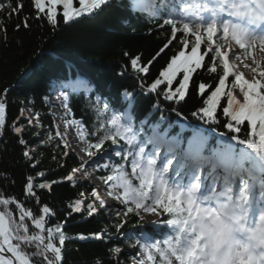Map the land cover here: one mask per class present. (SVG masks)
Returning <instances> with one entry per match:
<instances>
[{"label": "snow or ice", "instance_id": "snow-or-ice-1", "mask_svg": "<svg viewBox=\"0 0 264 264\" xmlns=\"http://www.w3.org/2000/svg\"><path fill=\"white\" fill-rule=\"evenodd\" d=\"M109 4L110 0H33L36 15L24 17L21 24L27 29L31 19L44 18L55 28L58 16L69 24L92 17ZM5 8L9 11L0 18V32L7 41L5 19L18 17L23 3L0 0V12ZM142 10L159 19L160 28L170 31L157 56L174 41L180 47L150 84L137 77L139 87L179 105L185 101L198 70L217 74L214 87L204 82L196 85L198 95H208L191 115L205 124L218 125L219 112L227 131L218 134L225 141L205 155L204 138L199 133L182 149V141L169 138L159 124L146 130L147 121L137 125L134 120V93L127 89L122 95L129 107L122 112L97 98L93 105L96 123L89 131L82 119L70 118V96L60 91L56 99L64 109L60 117L64 130L55 125V135L48 133L43 143L62 146L67 157L72 147L67 140L68 129L75 128L83 144L81 150L88 157L99 153V159L91 164L82 161L61 181L36 182L37 177L42 180L47 175L44 171L28 175L23 198L0 188V264H65L69 240L113 239L108 229L72 237L65 231L66 221L51 226L56 213L50 206L33 211L26 204L30 198L40 204L37 188L50 192L54 184L65 180L75 187L80 180L94 178L97 167L107 173L99 179L106 194L120 207L108 205L99 189L93 188L92 199L85 203L88 196L81 193V199L68 205L67 215L86 211L92 217L110 212L119 220L113 225L116 239L124 237L120 230L129 223L128 217H134L141 229L147 216L155 217L151 221L154 232L142 233L144 238L131 243L137 249L131 254L133 264H264V0H149ZM21 24L16 25V31ZM141 60V55L130 58L131 67L147 76L153 61L143 64ZM7 92L0 93V138L7 124L19 137V144L25 146L23 156L36 168L39 161L23 139L19 120L41 126L40 114L26 116L22 107L20 117L8 123ZM48 100L44 97V103ZM154 108L160 109L159 101ZM172 111L182 115L175 107ZM106 144L113 146L111 154ZM0 175L10 179L7 173ZM109 251L112 254L107 259L122 264V249L117 246ZM94 264H105V258H95Z\"/></svg>", "mask_w": 264, "mask_h": 264}, {"label": "trees", "instance_id": "trees-1", "mask_svg": "<svg viewBox=\"0 0 264 264\" xmlns=\"http://www.w3.org/2000/svg\"><path fill=\"white\" fill-rule=\"evenodd\" d=\"M143 1L110 0L109 5L104 6L92 17H81L77 21L65 24L62 16H58L55 28L44 18L31 19L30 27L26 29L21 21L26 16L36 15L33 0H11L13 5L22 2L23 10L18 17L5 19L7 41L4 33L0 32V93L8 89L6 120L8 123L16 120L20 117V109L24 107L26 111L31 110L34 114L37 112L40 114L41 126L36 128L29 126L27 120L22 118L19 120L20 126L24 128L23 139L34 149L35 160L39 161L36 168H32L30 162L23 156L25 146L19 144V137L6 124L5 135L0 138V174L7 173L10 177L6 180L0 175V188L6 193H15L23 198L28 175L35 176L37 172L44 171L47 175L42 180L37 177L36 182L61 181L73 167H79L81 164V160L72 153L64 157L63 147L56 148L55 142L50 145L43 143L48 133L55 135L54 121L49 106L44 103V97H48L50 85L56 81L83 75L94 86L91 94L72 95L70 98L73 117L82 119L89 131L96 123L93 105L97 98L101 102H107L113 109L123 110L129 107V102H124L121 96L126 89L134 93L131 111L138 125L147 121L146 128L159 124L160 128L167 129L170 135H178L177 127L173 124L176 116H174L176 112L172 111L173 107L182 114L181 117H186L189 121L194 120L195 117L191 113L203 106V100L208 95V92L204 96L198 95L196 85L204 82L211 83L214 87L217 74L198 70L193 76L185 101L179 105L142 90L139 87L140 80L150 84L158 78L159 72L167 66L171 56L180 47L174 41L173 46L159 56L156 55L166 42L170 31L167 27L160 28V23L148 24L138 21L141 17H138L136 12L142 7ZM8 11L5 8L0 12V18H5ZM17 24H21L19 31L15 30ZM125 52L129 55L125 56ZM137 55H141L143 64H147L149 60L153 61L147 76L131 67L130 58ZM179 79L180 77L178 81ZM176 86L177 84L173 85L174 88ZM157 101L160 103V109L154 108ZM218 116L220 123L210 126L220 132L227 131L223 127L225 118L219 112ZM36 133L40 135L37 136ZM240 135L243 137V130ZM192 136V133H187L185 142L192 139ZM91 139L95 141V137ZM211 146H215V143L212 142ZM112 147L110 144L105 145L110 154ZM60 164L64 167L61 168ZM12 180L14 184L11 183ZM92 189L91 185L83 182H77L73 187L65 180L63 183L54 184L50 192L37 188L40 204L37 205L34 198L28 199L26 204L33 211L45 204L50 206L56 213L51 226H54L56 221H66L65 231L72 237L78 234L99 233L103 229H108L112 233L113 239L107 241L94 239L82 241L75 238L69 240L65 246V264H94L97 257L105 258V264H112L107 257L112 254L109 250L117 246L122 249L119 254L123 258L122 264H129L131 254L135 252H130L123 240L133 225L137 224L134 217H128L129 223L120 230L125 234L124 237L116 239L117 233L113 227L115 223H119L116 216L113 220L107 213L89 217L86 211L67 215L70 211L68 205L76 199H81V193L88 196L85 203L92 199L90 197ZM15 214L18 216V213ZM144 231L148 234L154 232L150 227L144 228ZM128 240L131 244L129 238Z\"/></svg>", "mask_w": 264, "mask_h": 264}, {"label": "rangeland", "instance_id": "rangeland-1", "mask_svg": "<svg viewBox=\"0 0 264 264\" xmlns=\"http://www.w3.org/2000/svg\"><path fill=\"white\" fill-rule=\"evenodd\" d=\"M234 63H239V62H236V61H233ZM241 70H244V69H241ZM244 71H247V70H244ZM249 78H251V77H249ZM53 111H54V109H53ZM52 111V113H53V117H54V119H55V121H57V122H60L59 120H60V116L58 115V113L57 112H53ZM26 114L28 115V113L26 112ZM59 124V123H58ZM60 130L61 131H63L61 128H60ZM69 130L71 131V129L69 128L68 129V132H69ZM69 136V134L67 135V139H70V141L72 142V138ZM69 142V141H68ZM72 147L69 149V151L70 152H72V153H74V154H76L82 161H86V162H88L89 164H91V163H93V161L94 160H97V159H99V153H97V156L96 157H88L81 149H79V148H77L76 146H74L73 144H71V143H69ZM102 162H106V160L105 161H102ZM88 171H92V169L91 168H88L87 169ZM92 175H93V177L94 178H92V179H90V180H80L81 182H84V183H87V184H91L92 186H94L95 188H98L99 189V191L102 193V195H103V198L104 199H106L107 200V204L108 205H116L117 207H120L119 205H117V202L116 201H114L111 197H109L106 193H104L103 192V186L99 183V181L95 178V171L92 173ZM107 215L110 217V219L111 220H113L114 218H115V215L114 214H112V213H107ZM147 218V220L146 221H152V220H154V219H156L155 217H153V216H151V217H146ZM142 238H144V237H142ZM129 250L131 249L130 247L128 248ZM132 251H137V249H133Z\"/></svg>", "mask_w": 264, "mask_h": 264}]
</instances>
